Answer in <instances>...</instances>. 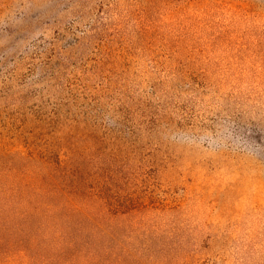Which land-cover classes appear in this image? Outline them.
I'll return each mask as SVG.
<instances>
[{
    "label": "rangeland",
    "instance_id": "374dc122",
    "mask_svg": "<svg viewBox=\"0 0 264 264\" xmlns=\"http://www.w3.org/2000/svg\"><path fill=\"white\" fill-rule=\"evenodd\" d=\"M101 220L119 264H264V0H0V253Z\"/></svg>",
    "mask_w": 264,
    "mask_h": 264
},
{
    "label": "trees",
    "instance_id": "16d2710c",
    "mask_svg": "<svg viewBox=\"0 0 264 264\" xmlns=\"http://www.w3.org/2000/svg\"><path fill=\"white\" fill-rule=\"evenodd\" d=\"M59 168V163L53 167L54 170ZM50 208L47 206V211ZM104 208H106L107 213L116 214L119 212L115 205L106 204ZM64 209L68 210L67 220L71 218L73 213L81 211L80 206L72 205L64 206ZM53 214L55 215V213ZM103 221L101 220L102 223L96 227L101 235L93 237L63 233V235L60 234L61 236L6 240L5 244L14 245L16 248L10 252H1L0 262L15 264H119L117 253L113 248L114 233L108 234L112 227L108 220H106L107 222ZM41 227L46 228L44 224ZM79 227L82 228L83 225L79 224Z\"/></svg>",
    "mask_w": 264,
    "mask_h": 264
}]
</instances>
